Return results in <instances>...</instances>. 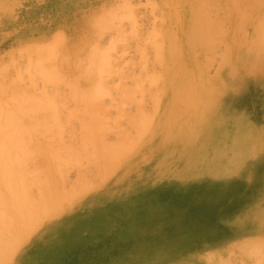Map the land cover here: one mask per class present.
<instances>
[{
    "label": "rangeland",
    "instance_id": "1",
    "mask_svg": "<svg viewBox=\"0 0 264 264\" xmlns=\"http://www.w3.org/2000/svg\"><path fill=\"white\" fill-rule=\"evenodd\" d=\"M223 1L210 0L209 5L220 11H214L217 15L212 11L214 17L207 13L220 22L225 20L220 32L227 30L232 38L235 15L233 10L226 13ZM193 4L191 0H0V163L14 161L22 146L30 150L45 145L48 130H63L57 134L65 133L69 143L73 139L79 152L78 163L63 159V171L53 175L65 200L55 197L59 202L51 205L52 199L46 202L37 197V218L28 223L36 221L30 229L24 223L17 227L11 237L14 251L6 264H264V242H245L235 236L232 243L226 242L227 248L214 250L223 246L213 244L219 231L233 233L240 227L244 235L245 230L258 233L264 228V158L256 159L258 150H242L247 159L257 160L243 167L251 162L237 161L240 148L234 145L243 117L254 116L264 127V95L256 89L253 77L238 80L228 75L222 56L231 44H226L230 50L222 44L218 45L222 50L216 47L209 54L196 45V36L186 35ZM109 12L114 15L105 14ZM152 25L153 32L149 31ZM149 32L158 33L154 41ZM121 34L123 39L118 41ZM161 36L165 48L160 56L155 48L162 47ZM149 40L156 47L149 46ZM91 44L104 51L111 45L115 48L109 49V58L108 50L100 53L105 63L98 54L94 58L100 60L91 64ZM41 49L46 61L42 58L38 67L32 66L34 59L40 62ZM209 55L218 59H210L214 60L211 64ZM157 71L159 83L163 77V90L151 78L147 81L157 84L159 92L149 89L152 83L146 82L145 89L141 77L156 76ZM74 75L79 79H73ZM95 79L104 82L95 85ZM125 86L128 91L131 86L145 91L134 89L135 97L126 91L127 100L120 95ZM79 89H83V99L76 97ZM229 89L241 93L237 96ZM152 93L159 102L148 97ZM187 93L192 95L190 100H186ZM85 116V122L88 116L97 118H91L96 126L89 125L90 130L104 129L101 116L110 130L106 125L103 137L102 129L92 132L99 139L91 134L92 141L88 138L83 150L84 146L79 148L84 141L80 120ZM36 120L46 126L40 127ZM17 139L23 141L20 148ZM101 150L105 153L98 156ZM7 156L11 160L4 161ZM37 161L30 159L29 168ZM49 206L50 214L44 216L42 208ZM12 221L22 224L19 219Z\"/></svg>",
    "mask_w": 264,
    "mask_h": 264
},
{
    "label": "bare ground",
    "instance_id": "2",
    "mask_svg": "<svg viewBox=\"0 0 264 264\" xmlns=\"http://www.w3.org/2000/svg\"><path fill=\"white\" fill-rule=\"evenodd\" d=\"M206 0H194V1H192L191 0V3L192 2H196V4L194 5H192V7H191V13H190V15H189V20H188V24H187V29H185V33H186V35L188 34L189 36L191 35V36H196L197 37V41H196V45L198 46V47H200L201 48V50L203 51V52H209V54H211V53H213V51H214V49H216V47H218L217 49H219L220 47L218 46V45H222V44H227V43H229V44H231V46H232V48H231V50L230 49H228V48H230L229 46H227L226 45V47H227V50H230V51H228V53H226V54H224L225 52H226V48H224L223 50L225 51H222V52H224L223 53V56H222V60H223V64L225 65V70H227V71H229L228 72V75H229V73H230V75H232L234 78H236V79H238V78H240V77H245V78H249L250 77V79H251V77H253V79L255 80V82L258 84V88H256L259 92H260V95H264V15H263V13H264V0H225L226 2H222V4H223V6H224V10L226 11V13L227 12H229V11H231V10H233V13L232 14H234L235 15V17L233 18V24L235 25L234 26V30L232 31V34L234 35L232 38H230V34H227L226 33V31L227 30H225V31H223V34L220 32L221 31V29L222 30H224L223 28H221V26L222 25H224V22H222V21H225V20H221V22L220 21H218V20H216V19H213V18H211V16L212 17H214L215 16V12L217 11V10H219V9H217L216 11L213 9V7H218V6H214V5H209V3H210V0H209V2H208V0H207V2H205ZM215 1V0H214ZM222 1V0H221ZM231 1V2H230ZM187 2V1H186ZM212 2V1H211ZM116 3V2H115ZM213 3V2H212ZM216 3H218V2H215L214 4H216ZM220 3V2H219ZM100 4V3H99ZM181 4V3H180ZM115 5V4H114ZM113 5V6H114ZM187 4H185V6H186ZM113 6H111V7H113ZM209 7H211L212 9L211 10H208L207 8H209ZM223 8V7H222ZM110 9V8H109ZM210 9V8H209ZM207 10V11H206ZM208 11H210L211 13H212V11L215 13L214 14V16H213V13L212 14H210V13H207ZM220 11V10H219ZM225 13V12H224ZM230 13V12H229ZM104 14V13H103ZM106 15L108 14V16H109V14L110 15H114V14H111L110 12L109 13H105ZM211 16H210V15ZM217 15V14H216ZM105 16V15H104ZM107 16V17H108ZM112 16H111V20L113 19L112 18ZM132 16H130V18H131ZM217 17H219V16H217ZM228 17V16H227ZM110 18V17H109ZM128 18H129V16H128ZM229 18H230V16H229ZM132 20H134L135 19V17H134V19H133V17L131 18ZM97 22V21H96ZM230 22V21H229ZM98 23V22H97ZM184 25V24H183ZM226 25V24H225ZM227 25H228V23H227ZM153 26V25H152ZM185 26H186V24H185ZM98 27V26H97ZM177 27V26H176ZM224 27V26H223ZM99 28V27H98ZM166 28V27H165ZM221 28V29H220ZM152 29V30H151ZM155 30V28H154V26L153 27H151V28H149V31H154ZM220 29V30H219ZM179 30V29H178ZM121 31V30H120ZM119 31V32H120ZM148 31V30H147ZM161 31V30H160ZM164 31V30H163ZM217 31H218V33H220V34H218L217 33ZM64 32V31H63ZM96 32H98V31H96ZM118 32V33H119ZM151 32V33H152ZM174 32V31H173ZM114 33V32H113ZM121 33V32H120ZM150 33V32H149ZM149 33H147L148 35V37L150 38V36H151V38L153 39V38H155V36H157V34L155 35V36H153L151 33V35L149 34ZM96 34V33H95ZM65 35V34H64ZM119 35V34H118ZM143 35H145V34H143ZM161 35H165V34H161ZM121 37L123 36V34H121L120 35ZM145 37V36H144ZM162 37V36H161ZM166 37V36H165ZM113 38V37H112ZM114 38H115V36H114ZM145 38H147V37H145ZM144 38V39H145ZM151 38H150V40H151ZM158 38V37H157ZM188 38V37H187ZM42 39V38H41ZM121 39H123V37L122 38H119V39H117L118 41L119 40H121ZM159 39H160V37H159ZM170 39V38H169ZM173 39H175V38H173ZM180 39V38H179ZM113 40H115V41H117L116 39H112V41ZM150 40H149V46L151 45L150 43H152V42H150ZM168 40V39H167ZM152 41H154V39L152 40ZM160 41V40H159ZM159 41H158V39H157V42H156V44H158L159 43ZM162 47L158 50V49H156L155 48V51H156V55H162L163 54V50H164V42H165V40H164V37H162ZM191 42H193V41H191ZM45 43V42H44ZM95 43V42H94ZM93 44V43H92ZM92 44H91V47L92 48H90L89 47V49H90V57H88V63H95L96 62V60L98 59V60H100V58H98V57H95L94 58V56L96 55H98L99 54V57H102L101 56V54L100 53H107L108 51H109V49H111V51L115 48V46H113L112 47V45H111V47H109V49H107V50H105L104 51V49H102V50H99V48H98V45H96V46H94V49H93V46H92ZM173 44V43H172ZM192 44V43H191ZM147 45V44H146ZM152 45H154V47H156L155 46V43H152ZM151 45V46H152ZM176 45V44H175ZM145 46V45H144ZM223 47H224V45H222ZM146 48V50H147V46H145ZM167 47V46H166ZM191 47V46H190ZM29 48V47H28ZM43 48V47H42ZM174 48V47H173ZM88 49V50H89ZM92 49V50H91ZM221 49V48H220ZM29 50V49H28ZM43 49H41L40 50V53L42 54L43 52H41ZM145 50V51H146ZM222 50V49H221ZM101 51V52H100ZM107 51V52H106ZM111 51H109V53L107 54V56L106 57H110L109 56V54H110V52ZM88 52V51H87ZM86 52V53H87ZM99 52V53H98ZM221 52V53H222ZM34 53H36V50H35V52ZM44 53H46V52H44ZM43 53V54H44ZM50 53V52H49ZM168 53V52H167ZM37 54V53H36ZM39 55V56H37L39 59L38 60H40V59H42L43 57H45V55ZM57 54V53H56ZM177 54V53H176ZM175 54V55H176ZM203 54V53H202ZM201 54V55H202ZM29 55H30V53H29ZM200 55V56H201ZM213 55H215V54H213ZM31 56V55H30ZM42 56V57H41ZM104 56V55H103ZM210 56H212V55H209V57ZM93 57V58H92ZM155 57H157V56H155ZM213 57V56H212ZM217 59H218V57L217 56H215ZM215 57L214 58H212V59H214L215 60ZM47 58V57H46ZM46 58H43V60L44 61H46ZM48 58H49V56H48ZM52 58V57H51ZM163 58H164V56H163ZM205 58H206V60H207V56H205ZM29 59H32V58H29ZM102 59L104 60V63L106 62V58L105 57H102ZM101 59V60H102ZM160 59V61H162L161 59H162V57L161 58H159ZM183 59V58H182ZM211 59V57L210 58H208V61H210V62H212L211 64H213V61H211L210 60ZM50 60V59H49ZM48 60V61H49ZM166 60H167V58H166ZM175 60H176V58H175ZM41 61L42 60H40V62L38 61L37 63H36V60L34 59V61H33V64H32V66H36V67H38L40 64H41ZM108 61V60H107ZM154 61H156V63L158 62L157 60H155L154 59ZM177 61H178V59H177ZM218 61V60H217ZM207 62V61H206ZM101 63H103V61H101ZM109 63V62H108ZM164 63V62H163ZM204 63V62H203ZM202 63V64H203ZM208 63V62H207ZM216 63H219V62H216ZM37 64V65H36ZM39 64V65H38ZM84 64V63H83ZM82 64V65H83ZM162 64V63H161ZM166 63H164V68H165V65ZM201 64V65H202ZM77 65V64H76ZM75 65V66H76ZM98 65V64H97ZM97 65H96V67H97ZM146 65V64H145ZM205 65H207V64H205ZM205 65H203L204 66V68L206 69L207 67L205 66ZM208 65H209V63H208ZM218 65V64H217ZM44 66V65H43ZM75 66H74V68H75ZM79 66H81L80 65V63H79ZM87 66V65H86ZM202 66V67H203ZM82 67V66H81ZM80 67V68H81ZM83 67H84V65H83ZM209 67H210V65H209ZM217 67H221L222 68V66H217ZM41 69H45V67H40ZM80 68H78L79 70H80ZM110 68H112V67H110ZM148 68V67H147ZM160 68H161V66H160ZM84 69V68H83ZM88 69V68H87ZM87 69H85V71H89V70H87ZM93 69V68H92ZM92 69H91V71H92ZM112 69H115V68H112ZM208 69V68H207ZM211 69V68H210ZM96 70V72H98L97 71V69H95ZM116 70H118V69H116ZM161 70H162V68H161ZM167 70V69H166ZM165 70V71H166ZM209 70V69H208ZM208 70H206V72H208ZM218 70V69H217ZM216 70V71H217ZM219 70H220V68H219ZM223 70V69H222ZM74 71V70H73ZM78 71V70H77ZM76 71V72H77ZM84 70H83V73L85 74L86 72H85ZM160 71V70H159ZM159 71H157V75L156 76H152V77H148V75L147 74H149L150 75V73H147V74H145L146 76H145V78L143 79L142 77H141V79L142 80H144V81H142L141 80V84L142 85H144L146 82H147V84L148 85H150L151 83H152V81H151V83L150 82H148L147 81V79H149L150 80V78L153 80V81H155V83L156 82H158V84H159V88L158 89H161V87H162V84H163V77H162V84L160 85V83H161V81H160V83H159V81L158 80H160L159 79V77H158V74H159ZM215 71V72H216ZM75 72V73H76ZM116 72V71H115ZM163 71H161V73H162ZM78 73V72H77ZM108 73L110 74V73H114V71L112 72H110V71H108ZM144 73H146L145 71H144ZM169 73H171V72H169ZM175 73V72H174ZM174 73H172L173 75H174ZM217 73H219V72H217ZM227 72H225V74H226ZM71 74H73V73H71ZM81 74H82V72H81ZM89 74V73H88ZM108 74V75H109ZM163 74H164V72H163ZM221 74H224V73H222V71H221ZM221 74H218L219 76L221 75ZM224 74V75H225ZM83 75V74H82ZM95 75V74H94ZM93 75V76H94ZM101 75V74H100ZM162 75V74H161ZM171 75V74H170ZM218 75H216V76H218ZM88 76V75H87ZM97 76H98V73H97ZM109 76H111V75H109ZM160 76V75H159ZM176 76V75H175ZM75 75L73 76V79H76V77L78 78L79 76H76L75 78ZM95 77V76H94ZM103 78H104V76H102ZM147 77V78H146ZM161 77V76H160ZM224 77V76H223ZM230 77V76H229ZM81 78V77H80ZM84 78V77H83ZM93 78V77H92ZM225 78V77H224ZM231 78V77H230ZM79 79V78H78ZM77 79V80H78ZM105 79V78H104ZM113 79V78H112ZM146 79V80H145ZM220 79V78H219ZM227 79V78H226ZM235 79V80H236ZM97 80L99 81V79H95V81H96V83H95V85H97V84H103V83H100V82H104V81H99V82H97ZM213 80V79H212ZM217 80V79H216ZM223 80V79H222ZM239 80V79H238ZM244 80V79H243ZM252 80V79H251ZM79 81V80H78ZM80 81H81V79H80ZM228 81V80H227ZM233 81V80H232ZM115 82V81H114ZM136 82H140L139 80L138 81H136ZM142 82H144V83H142ZM166 82H167V80H166ZM212 82H214V81H212ZM231 81L229 80V83H230ZM33 83V82H32ZM150 83V84H149ZM155 83H152L155 87H156V89H155V87L151 84V86L153 87V88H150L151 86H149V89L150 90H152V91H154V90H158L157 89V84H155ZM164 83H165V81H164ZM216 83V82H215ZM36 84V83H35ZM109 84V83H108ZM221 84V83H220ZM224 84V83H223ZM110 85V84H109ZM212 85V84H211ZM225 86H226V88H228V86L226 85V83L224 84ZM92 86V85H91ZM94 86V85H93ZM93 86H92V90L95 88H93ZM101 87H102V89H104L103 88V86L102 85H100ZM161 86V87H160ZM218 86H220V85H218ZM236 86V85H235ZM254 86H255V84H254ZM79 87V86H78ZM90 87V86H89ZM98 87V86H97ZM127 86H125L124 87V89H122V92L124 93V92H126V91H128V90H125V88H126ZM147 87L148 86H146V84H145V89H147ZM164 87V86H163ZM162 87V88H163ZM209 87H211V86H209ZM81 88V87H80ZM129 88V87H128ZM128 88H126V89H128ZM137 88V87H136ZM143 88V89H144ZM232 88V87H231ZM239 88V87H238ZM83 89H84V87H83ZM83 89H82V91H81V89H79L78 91L80 92H78L79 94H77L78 96H76V94H75V96L76 97H78V98H81V99H83L82 97H80L82 94H84L83 93ZM133 89V91L132 92H130L131 90ZM135 87L134 88H132V86H131V90L130 91H128V93H129V95H130V97L132 96V95H135V93L133 94V92L136 90V91H138V92H140L141 90V92L140 93H142V94H144V91L145 90H143V89H135ZM215 89L217 90V88L215 87ZM95 90V89H94ZM119 90H120V88H119ZM125 90V91H124ZM150 90H146L147 92L148 91H150ZM161 90H163V89H161ZM229 90H231V89H229ZM251 90V89H250ZM96 91V90H95ZM94 91V92H95ZM193 91V90H192ZM219 91V90H218ZM232 91V93L234 94V95H237V94H240L241 93V91H236V90H234V89H232L231 90ZM82 92V93H81ZM114 92L115 93H118L117 92V90H114ZM137 92V93H138ZM157 92V91H156ZM158 92H159V90H158ZM157 92V93H158ZM163 91H161L160 93H162ZM21 93V92H20ZM131 93V94H130ZM137 93H136V95H137ZM229 93V92H228ZM227 93V94H228ZM39 94H40V92H39ZM43 94V92L41 93V95ZM127 94V93H126ZM126 94L124 93V94H120L122 97L124 96V99L126 98L127 99V97H128V94H127V96H126ZM22 95H23V92H22ZM21 94L19 95L18 94V97L20 98V99H22L21 98V96H22ZM154 95V93H152V96H151V94H149V96L148 97H150V98H153V100L152 101H156L155 103H157V102H159V100L157 101V98H158V96H156V95H154V96H156V97H154L153 96ZM163 95V94H162ZM161 95V96H162ZM23 96H25V94L23 95ZM85 95H83V97H84ZM120 96V98H122ZM237 96H239V95H237ZM262 96H261V98H262ZM132 97H135V96H132ZM143 97V96H142ZM145 97V96H144ZM185 97H186V100H190L191 98H192V95L190 94V93H187V94H185ZM9 98V97H8ZM11 98V97H10ZM13 98V97H12ZM24 98V97H23ZM119 98V97H118ZM135 99V98H134ZM142 99H144V98H142ZM142 99H141V101H142ZM160 99V98H159ZM217 99V98H216ZM258 99H260V97H258ZM127 100H129V97H128V99ZM127 100H125V101H123V102H126ZM140 101V102H141ZM220 101H222L221 99H220ZM128 102H131V101H128ZM137 103H139V102H137ZM141 104L139 103V105L138 106H140ZM152 105V104H151ZM220 106H222V105H220ZM252 106H253V103L251 104V109L252 110H254L253 108H252ZM153 107V106H152ZM155 107V106H154ZM182 107V106H181ZM218 107V106H217ZM216 108V107H215ZM221 108V107H220ZM140 109H142V107L140 108ZM157 109V108H156ZM218 109V108H217ZM216 111V110H215ZM214 113V112H213ZM148 115V114H147ZM124 116H129V115H124ZM150 116L151 115H149V118H150ZM89 117V121H90V119L91 118H95V119H97L96 118V116H93V117H91V116H88ZM102 117V118H101ZM101 117H99L98 116V118H101V120H102V122L103 121H105V125H103L104 126V129H102L103 127H101L100 125H102L101 123V120H99L98 122H101V123H98L97 122V124L101 127H99V129L97 128L96 130H94V131H96V133L97 132H101V130L100 129H102V137L104 136V134L103 133H106V130H110V126L106 123V119L105 120H103V117L104 116H101ZM148 118V117H147ZM243 121L242 122H240V132H239V135H238V133H237V135H236V137H235V141H234V145H235V147H238V148H240V152H238L237 154H236V160L237 161H240V163H247V162H251V163H248V164H245L243 167H246V166H248V168L250 167V165L252 164V161L254 162V161H257V160H249V159H247V157H245L244 155H243V151L242 150H248L247 148H250V149H253V150H258L259 151V154L258 153H256V159H258V160H261V159H263L264 157H263V155H264V127H262V126H259V124L257 123V121H256V119H255V117L253 116L252 118H245V117H243ZM86 121V116H85V118L84 119H81L80 120V122H85ZM88 120V119H87ZM65 121H67V120H65ZM85 122V123H81V125H80V127H81V129H80V127H79V129L81 130L80 132H82V130L84 131V133H83V135H84V141H83V143H81V145L79 144V148L81 149L83 146V150L87 147H85V145H86V143L87 142H89L88 140L90 139L91 140V137L89 138V136H91V134H92V136H94V138L95 137H97L96 135H93V133L92 132H94L92 129V131L90 130V128H92V127H90V126H96V123L94 124V122L92 121V119H91V123L90 122ZM148 122L147 121V119L145 118V120L143 121L144 122V125L146 124V122ZM55 123L56 122H58V120L57 121H54ZM60 123H61V121H59ZM3 123H4V121H3ZM33 123H34V121H33ZM36 124L38 123V124H40L41 122H39V120H36V122H35ZM46 123V122H45ZM37 124V125H38ZM44 122L43 123H41V125L42 126H40V127H43V126H46V124H44ZM47 124L48 125H50L51 123H48L47 122ZM88 124V125H87ZM94 124V125H93ZM104 124V123H103ZM143 124V123H142ZM150 124V123H149ZM35 125V124H34ZM90 125V126H89ZM106 125H108V126H106ZM137 125V124H136ZM36 126V125H35ZM84 126V127H83ZM89 126V127H88ZM105 126L106 127H108L109 129H106L105 130ZM140 127H141V130L144 128V127H142L143 125H139ZM39 127V128H40ZM52 127V126H51ZM61 127H63L62 125L60 126V128ZM118 127V126H117ZM147 127H149V125H147ZM147 127H145V128H147ZM122 127H120V129H121ZM139 128V127H138ZM13 129V128H12ZM12 129H10L11 131H12ZM59 129V128H58ZM140 129V128H139ZM149 129V128H148ZM10 130H7V132L6 133H8V131H10ZM18 129H13V131L14 132H16V133H18V131H17ZM53 129L51 128V131H52ZM99 130V131H98ZM105 130V131H104ZM12 131V132H13ZM60 131V133L58 132V130L56 131V133H55V131H54V133H53V131H52V133L48 130L47 132H45L46 134L49 132L50 133V135H48L47 136V140L46 139H43V140H45L46 141V144L45 145H43V146H41V147H36V148H34V149H30V150H26L22 145H21V143H23V141L22 140H19V139H17V141H19L18 142V144H17V146L19 145V143H20V141H21V143H20V145L18 146V148H20V146H22L20 149L21 150H19L18 148V150L21 152H19L17 149V151L19 152V153H16V155L15 154H13V155H15V156H13L14 158H12V156H11V158L14 160V161H12V162H10L9 161V163L8 162H6V164H5V162H2V163H0V264H6L7 262H9V260H10V257L12 256V254H13V251H14V249H13V246H12V242H11V237L12 236H14V232L16 233L17 231V227L19 226V225H23V223H24V227L25 228H27V229H30L31 227H32V224L36 221V220H33V221H31L30 223H28V221L29 220H31V219H35V218H37V204H36V199H37V197L38 198H40V199H42L43 201L44 200H46V202L48 201V199H52L53 201L51 202L52 204L51 205H53V204H56V203H58L59 202V200H56V199H54L55 197H59V199H60V201H61V199H64L65 200V194L63 193V192H61V190H57L56 189V187H58L59 186V183H57L54 179H53V175H54V173L55 172H62L63 171V164H62V161H63V159H65V162L67 161V162H74L75 164L76 163H78L79 162V152L77 151V146L76 147H74L76 144H75V142H72V141H74L73 139H72V137L74 136V135H72V137L71 136H69L68 137V139H72V141H71V143L73 144V146L71 147V143H69L70 141L69 140H67L66 139V137H64V135H65V133H64V135L62 136H60V135H58L57 133H59V134H63V130H59ZM62 131V132H61ZM74 131L75 130H72L70 133L71 134H76V132L74 133ZM104 131V132H103ZM143 131V130H142ZM36 133L38 132H40V130H38L37 129V131H35ZM73 132V133H72ZM91 132V133H90ZM122 132V131H121ZM95 133V134H96ZM143 133H144V131H143ZM82 134V133H81ZM38 135V134H37ZM42 136H41V138L43 137V133L41 134ZM98 135H100V134H98ZM100 135V136H101ZM7 136V135H6ZM39 137V136H38ZM61 137H63V139L65 138L66 139V141L68 142L67 143V145H69V146H66L65 145V142L62 140V138ZM71 137V138H70ZM86 137V138H85ZM102 137H100V138H102ZM40 138V139H41ZM44 138V137H43ZM89 138V139H88ZM98 138V137H97ZM1 137H0V141H1ZM92 139H93V137H92ZM99 139V138H98ZM3 140V139H2ZM34 140V139H33ZM95 140H97L96 138H95ZM94 139H93V141H95ZM41 141V140H40ZM92 141V140H91ZM3 142V141H2ZM30 142H32V140H30ZM42 142V141H41ZM86 142V143H85ZM1 143V142H0ZM85 143V144H84ZM71 144V145H70ZM75 144V145H74ZM84 144V145H83ZM37 145V144H36ZM82 146V147H81ZM74 147V148H73ZM115 147V148H114ZM112 149H116V148H118V147H116V145L114 146ZM79 148H78V150H79ZM23 149V150H22ZM59 149H64L63 151H65V155H64V153H63V155L64 156H62L61 154H59L60 153V151H58ZM109 149H111V148H109ZM24 150H25V152H24ZM57 150V151H56ZM101 151H103V150H101ZM101 151H98L97 152V154H98V156H100V155H103V153H105L104 151L103 152H101ZM109 151V150H108ZM16 152V151H15ZM108 154H110L109 152H108ZM9 155H11V154H9ZM61 155V156H60ZM10 157V156H9ZM65 157V158H64ZM11 158H8V156H7V159H3L4 161H8V160H11ZM66 158H67V160H66ZM33 160V161H36V159L38 160L37 162H39V163H37L38 165H34L35 167H33V165H31L32 166V168H31V166H30V168H29V166H28V162H29V160ZM35 159V160H34ZM68 160H70V161H68ZM72 160V161H71ZM235 160V161H236ZM0 161H2V160H0ZM234 161V160H233ZM4 163V164H3ZM8 163V164H7ZM64 163V162H63ZM30 165V164H29ZM61 168H62V170H61ZM41 174V177L39 176ZM60 175V177H61V180H64L65 179V177L63 176V174H59ZM43 180H42V179ZM219 188H217V190H218ZM51 196V197H50ZM49 210H51V206H49V207H46V208H42V213H43V215L44 216H47V214L49 213L50 214V211ZM242 215H243V217L245 218V219H247L246 218V213L245 212H242ZM14 219H19L20 220V222H22V224L21 223H19V224H17V222H13L12 220H14ZM26 222L28 223V224H26ZM235 225H236V227H238V225H237V223L235 222L234 223ZM240 228V227H239ZM239 228H234V232H236V234H234V232L232 233V232H229V233H224V232H217V234H216V238H215V240H214V243L213 244H215V245H218V244H220V243H223V246H217V247H215L214 248V250L216 251L217 249H220V248H227L225 245H226V242L227 243H232V241L231 240H233V239H237L236 237H239V239H241V240H246L245 242H249V241H258V243L259 242H264V238H259V237H264V228H263V230L261 229V230H258V233L257 232H247L246 230L245 231H243V233H244V235H241L240 233H239ZM247 230H253V229H251V228H249V229H247ZM240 234V235H239ZM221 235V236H220ZM236 236V237H235ZM238 239V240H239ZM210 244H212V243H210ZM83 245V244H82ZM212 245H210V247H211ZM203 250H206V248H204ZM202 250V251H203ZM237 252V251H236ZM215 255H218L219 253H214ZM207 255H208V253H207ZM237 257V256H236ZM81 264H84L85 262L84 261H82V262H80Z\"/></svg>",
    "mask_w": 264,
    "mask_h": 264
}]
</instances>
